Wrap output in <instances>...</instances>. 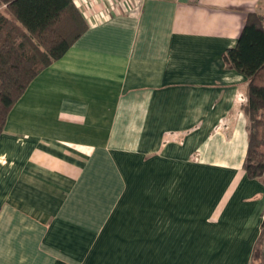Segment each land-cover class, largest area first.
Here are the masks:
<instances>
[{
    "label": "crops",
    "instance_id": "1",
    "mask_svg": "<svg viewBox=\"0 0 264 264\" xmlns=\"http://www.w3.org/2000/svg\"><path fill=\"white\" fill-rule=\"evenodd\" d=\"M73 2L87 28L0 132V264H264L226 58L264 0Z\"/></svg>",
    "mask_w": 264,
    "mask_h": 264
},
{
    "label": "trees",
    "instance_id": "2",
    "mask_svg": "<svg viewBox=\"0 0 264 264\" xmlns=\"http://www.w3.org/2000/svg\"><path fill=\"white\" fill-rule=\"evenodd\" d=\"M0 132L31 79L60 58L87 28L73 0H0ZM226 58L248 81L243 106L248 177L264 174V15L251 13ZM264 231V216L262 220Z\"/></svg>",
    "mask_w": 264,
    "mask_h": 264
},
{
    "label": "rangeland",
    "instance_id": "3",
    "mask_svg": "<svg viewBox=\"0 0 264 264\" xmlns=\"http://www.w3.org/2000/svg\"><path fill=\"white\" fill-rule=\"evenodd\" d=\"M262 176H264V174Z\"/></svg>",
    "mask_w": 264,
    "mask_h": 264
}]
</instances>
